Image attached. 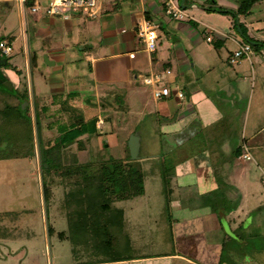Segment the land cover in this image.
Wrapping results in <instances>:
<instances>
[{
    "label": "rangeland",
    "instance_id": "obj_1",
    "mask_svg": "<svg viewBox=\"0 0 264 264\" xmlns=\"http://www.w3.org/2000/svg\"><path fill=\"white\" fill-rule=\"evenodd\" d=\"M239 2L240 0H226V9L234 12ZM30 5V1H27V4L22 3V11L26 13L27 18L23 16V23L20 24L16 15L18 2L0 1V36H4L12 47L11 54L5 57L9 65L23 66L22 30L29 46L33 47L35 42L40 43V38L43 37L41 31L34 29L32 22L34 16L41 13L33 14ZM185 9L190 11L187 7ZM42 10V13L46 14L44 8ZM198 12L200 11H193V15L200 21L226 33V39L221 41L216 32H208L218 45L206 42L207 34L204 32L201 35L203 43L200 46L214 50L210 62L207 55L192 47L184 36L179 44L176 43L172 48H168L166 42L161 46L160 38L165 41L169 33L158 27L156 34L160 38L156 40V52L158 55H175L179 60V63L173 61L171 76L164 74L162 79L171 89L167 99H174L179 109L187 103L185 96H175L176 82L184 95L192 93L190 83L199 85L205 93L207 100L204 103H207L209 108L204 112L209 121L202 119L205 128L201 134L194 136L192 143L195 148H202V152H195L199 157L205 156L202 153L206 148L212 153L209 154L208 160L212 166L211 177L218 191H208L198 197L192 184L178 189L172 181L175 150L161 147L158 140L163 135L161 125L172 121L175 116L172 114L175 113L169 115V121L163 120L166 119V114L163 115L161 108L165 103L152 98L151 86L143 82V77L140 100L138 101L137 97L129 100L130 97L120 96L125 102L128 99L129 112L109 111L107 115L112 116L114 123L112 131L107 128L106 134H99L101 138H95L96 141L85 138L84 148L77 151L78 159L97 161L108 157L122 158L126 154L124 143L130 134L136 133L140 136L139 158L134 160H138L144 173V192L120 203L125 207L123 228L127 233V239L124 235L120 238L117 247L120 252L135 249L133 255L145 254L154 257L164 252L177 251L180 244L177 231L190 226L191 223L185 220L189 221L187 218L191 214L194 216L191 210L197 205L198 212L204 211L203 217L216 220L215 223H219V226L226 230L225 236L223 232L213 230L212 227H200L202 232L198 234V237L201 236L200 241L203 238L204 241L216 240L222 243L217 262L220 260V264H264V0L254 2L250 11L240 19L250 42L258 43L252 45L253 55L250 60L242 58L240 62L231 65L227 63V57L239 44L247 42L236 23L240 15L236 19L231 13L211 10V15L206 17ZM213 46L218 50L212 49ZM201 53L202 56L206 55L203 60L199 59ZM222 67H226L225 78L220 71ZM39 73V68L34 67L32 77L38 86ZM38 113L44 130H54L58 134L70 129L69 125L63 122L56 124L58 113L61 114V111L54 110L49 103H42ZM34 131L36 132L35 129ZM34 136L35 153L31 160H0V264H82L88 260L100 259L93 255L91 248H78L74 253L69 238L59 239L58 232L67 230L68 209L61 205L63 181L56 175L48 177L53 186H50L51 197L48 199L46 211L42 195L40 151L35 133ZM206 138H212L211 144L206 143ZM242 138L248 144L252 159L238 162L231 156V142L241 143ZM233 159L240 170L238 184L241 194L226 187L224 198L222 189L225 185L228 186L226 183L229 180L231 181L229 177L238 175V170L232 172L229 165ZM164 178L169 180L167 184H163ZM174 200L180 201L179 207L173 205ZM235 203L237 206L231 209L230 213H226ZM233 221L240 223L234 226ZM211 223L210 220L208 225L211 226ZM47 225L51 228L49 233ZM227 226L235 228L232 233L227 231ZM177 264L186 263L177 260ZM206 264L218 263L209 261Z\"/></svg>",
    "mask_w": 264,
    "mask_h": 264
},
{
    "label": "crops",
    "instance_id": "obj_2",
    "mask_svg": "<svg viewBox=\"0 0 264 264\" xmlns=\"http://www.w3.org/2000/svg\"><path fill=\"white\" fill-rule=\"evenodd\" d=\"M16 1L18 2L16 15L20 24H22L23 16L25 19L27 18L26 13L22 11V3L27 4V1H30L32 5L34 1ZM35 1L46 4L49 0ZM5 5H7V2H5ZM188 5L186 7L190 11L188 10L187 12L186 7H184L188 18L183 20H175L165 15L163 2L160 0H97L96 14L94 16H89L87 12L81 10L56 14H48L46 11V14H43L42 9L37 12L30 10L33 14L41 13L34 16L32 22L34 29L41 31L43 37L40 38V43L35 42L32 47L25 40L22 30L21 55L23 66L12 64L15 68L14 71L11 68H5L6 63L4 65L1 64L0 83L9 81L14 88L25 89L26 97H28V84H30L32 108H28L29 115L32 112L34 113L35 105L39 109L42 103H49L50 106L54 107V110L61 111V114L58 113L57 116V125L60 122L69 125L71 121H77L80 118L84 122L96 120V132L79 137L96 141L97 139L95 140V138H101L99 134L105 135L107 128L112 131L114 127L112 116L107 115L109 111L129 112L128 99L125 102L120 99V96L130 97L129 100H134L137 97L139 101L142 94L140 90L142 77L149 75L153 71H163L166 68H169L172 73L173 61L179 63L175 55L172 57L168 54L158 55L156 51L148 53L143 49L141 39L136 32V24L139 19L143 17L149 19L157 23L158 29L162 28L167 34L169 33V37L165 41L158 35L161 46L166 42L168 48H172L184 36L192 47L200 52L203 51L207 55L208 62H210L209 59L212 60L214 50L200 46L203 43L201 35L204 32L207 34L205 35V41L213 43L214 39L208 32H216L221 41L226 39V33L200 21L199 18L193 15V11H200L198 12L199 14L207 17L211 15L210 10L206 9L208 6L226 8V0H214V2L213 0L212 2H209V0H190ZM242 17L243 15L238 17V22H240ZM191 21L196 22V25H193ZM4 24H6V21H4ZM229 34L231 35V33ZM207 36L212 38L211 41L206 40ZM211 48L218 50L214 46ZM132 52L134 56L130 57L129 54ZM31 53L35 56L33 66L30 64ZM202 54L199 59L203 60L206 55L202 56ZM1 58L5 57L1 56ZM227 63L229 64L228 57ZM34 67L40 70L39 86L37 82L33 81L32 70ZM161 68L163 69L161 70ZM220 71L225 78L226 67H222ZM190 84L192 93L184 95L187 98V103L181 109L178 108L177 103L172 98L158 99L165 103V106L161 108L163 115L166 114L164 121H169V115L175 113L172 114L175 115L171 119L172 121L161 125L163 135L158 140V143L160 142L161 147H169L175 150V171L171 177L178 189L189 187L192 184L195 187L196 195L199 197L208 191L217 190V185L211 177L210 167L212 166L209 163V154L212 153L208 152L206 148L203 151L204 153H202L205 156L200 155L199 157L196 153L202 152V148H195L194 143H192L194 136L201 134L205 128L202 119L209 121L204 112L206 108H209V105L204 103L207 99L201 87L193 83ZM176 85L181 89L177 82ZM201 105L204 107H201ZM31 119L33 122V134H36L34 131V115ZM45 126L47 125L45 124ZM55 135L57 134L54 130H44L41 121L42 138ZM206 139V143L211 144L212 138ZM190 158L192 160H189ZM27 159L31 160V158ZM234 159L238 162L240 161L237 157ZM234 159L229 162V165L232 167V172L238 170V175L236 177H229L228 175L231 181L229 180L226 184L233 187L229 188L230 191L232 190L238 194L241 192L238 184L240 170ZM222 190L224 191V198H226V185ZM173 205L179 207L180 201L174 200ZM239 206L240 204L238 208ZM192 208L191 211L194 216L191 214L187 218L190 220H185V222L191 223L190 226L177 231L180 235L178 238L180 244L176 249L177 251L164 252L152 257L145 254L141 256L138 254L133 255L135 252V249H133L130 252H121V255H124L126 259L95 263L177 264V260L186 264H206L209 261L218 263L222 243L216 240L204 241L203 238L200 241L201 236L198 237V234L202 232L200 227L203 229L212 227L213 230L223 232L225 236L226 230H223L219 223H215L216 220L214 219H210L212 223L209 226L210 220L203 217L204 211L198 212L197 205ZM188 212L190 213V211ZM224 215L226 214L224 213ZM233 223L235 226L236 223L238 225L240 222L233 221ZM226 229L232 233L235 228L227 226ZM124 233L123 235L127 239L125 230ZM131 246L133 247V244Z\"/></svg>",
    "mask_w": 264,
    "mask_h": 264
},
{
    "label": "trees",
    "instance_id": "obj_3",
    "mask_svg": "<svg viewBox=\"0 0 264 264\" xmlns=\"http://www.w3.org/2000/svg\"><path fill=\"white\" fill-rule=\"evenodd\" d=\"M176 1L180 5L181 0ZM256 1L258 0H240L234 12L221 6H208L206 9L231 13L237 19L239 15L247 14ZM184 4H188V0H185ZM191 23L196 25L194 21ZM236 23L247 42L251 46L257 45L258 43L250 42L240 22ZM3 39L4 36H0V41ZM5 59L4 67L15 71V68L8 64L7 58ZM34 63L35 56L31 53V66ZM26 96L25 89L14 88L9 81L0 83V160L34 156L33 122L28 114V105L23 106L27 102ZM95 121L84 122L80 118L69 123V130L62 131L53 137L42 138L41 117L37 105L34 109L37 146L39 151L41 147L43 148L40 162L42 195L46 211L48 199L51 197L50 186H53V182H49L48 177L56 175L61 182L63 181L64 186L61 205L68 209L67 230L58 232L59 239L69 238L74 253L78 248H91L93 255L100 258L88 260L83 264L126 259L117 249L120 238L125 234L123 228L125 207L120 203L144 192L143 170L138 160L130 159L127 142L124 143L126 154L122 158L108 157L97 159V161L78 159L77 151L84 148L85 140L79 137L95 133ZM231 143V156L236 158L241 150L234 141ZM168 181L164 178L163 184H167ZM226 187L233 188L230 185ZM237 203L227 208L226 213L236 207ZM4 228L7 229V227ZM50 230L51 228L47 225L48 233ZM220 262L219 260L218 263Z\"/></svg>",
    "mask_w": 264,
    "mask_h": 264
},
{
    "label": "built area",
    "instance_id": "obj_4",
    "mask_svg": "<svg viewBox=\"0 0 264 264\" xmlns=\"http://www.w3.org/2000/svg\"><path fill=\"white\" fill-rule=\"evenodd\" d=\"M33 4L31 5L30 9L32 12L40 11L44 8V10L48 14H56V13H64L67 11H77L81 10L87 12L89 16H94L96 14L97 8V0H49L46 4H42L40 2H36L33 0ZM163 2L164 13L168 17L175 19V20H183L187 19L188 15L185 13V10L177 3L176 0H161ZM158 27L157 23L146 19L141 18L137 21L136 24V32L141 42L143 44V49L148 52L156 51V28ZM211 37L207 36L206 40L211 41ZM12 47L11 44L3 39L0 41V55L1 56H8L11 54ZM253 55L252 46L248 42H243L239 44V47L235 49L228 57V61L230 64H235L240 61L242 58L249 59ZM130 57L134 56V53L129 54ZM164 74L169 75L171 74V70L169 68L164 69L163 71H153L149 75L143 77V82L149 86H151V95L154 99L158 100L164 97H167L171 93L170 87L162 82L164 78ZM175 96L178 98H183L184 93L183 91L175 84ZM32 93H31V86L28 84V97H27V105L28 108H32ZM34 113H30L32 116ZM240 147V154L237 158L240 160H251L252 154L248 147L247 142L245 139L242 138V142L239 144ZM264 181V175L262 177Z\"/></svg>",
    "mask_w": 264,
    "mask_h": 264
},
{
    "label": "water",
    "instance_id": "obj_5",
    "mask_svg": "<svg viewBox=\"0 0 264 264\" xmlns=\"http://www.w3.org/2000/svg\"><path fill=\"white\" fill-rule=\"evenodd\" d=\"M184 1L185 0H181L180 1V6L182 8L185 7V4H184ZM238 30H239V27H238ZM45 59V62H46V56L44 57ZM6 63V59L5 58H1V55H0V65L1 64H5ZM26 103L23 104V106L25 105ZM22 106V107H23ZM127 147H128V150H129V156H130V159H138L139 158V149H140V136L138 134H130L128 140H127ZM40 155H43V148L41 147L40 148Z\"/></svg>",
    "mask_w": 264,
    "mask_h": 264
}]
</instances>
